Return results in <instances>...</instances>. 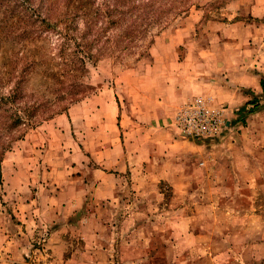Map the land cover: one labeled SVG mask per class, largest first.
I'll return each mask as SVG.
<instances>
[{
  "label": "rangeland",
  "instance_id": "374dc122",
  "mask_svg": "<svg viewBox=\"0 0 264 264\" xmlns=\"http://www.w3.org/2000/svg\"><path fill=\"white\" fill-rule=\"evenodd\" d=\"M249 4V0H184L161 26L153 28L140 56L128 53L117 57V53L99 54L96 47L91 48L89 53L94 57L85 59V66L74 77L83 92L73 80H66L65 87L58 90L62 84L50 83L53 76L47 82L40 77L28 82L25 88L34 91L33 99L41 100L42 105L31 119L27 115L31 111L23 113L22 120L29 124L13 131L16 138L3 158L22 152L19 145L29 131L118 83L143 93L147 90L142 85L147 86L161 98L176 95L181 86L194 88L195 93L170 118V125L176 128L177 136L197 145L196 158L187 168L190 179L179 181L178 186L182 191L189 188L193 178L199 193L175 197L168 183L161 182L164 197L159 199L155 184L148 181L152 191L143 198L136 194L128 171L125 204L122 199L118 202L112 235L107 228H99L95 232L98 237H91V226L78 229L73 224L57 230L59 226L53 227L47 220L37 223L39 214L33 211L29 242L26 246L17 243L18 249L25 250L15 256L9 252L0 255V264H168L164 257L171 254L182 258L172 264H264V94L260 87L264 78V16L250 15ZM78 26L83 29L81 21ZM40 39L53 46L62 42L58 34L42 33ZM202 49L205 54L198 53ZM50 53L57 56L58 49ZM54 69L53 74L61 73ZM197 110L212 121L188 124L186 120ZM52 141V147H59ZM29 147L24 152H31ZM40 149L36 146L34 150ZM42 182L11 191L0 173V209L6 212L0 224L9 227L13 221L24 226L23 218L13 209L20 204L19 198L44 205L46 195L38 187ZM173 205L176 212L164 213ZM139 207H146L148 213H140ZM128 209L130 212L122 217ZM151 214L158 217V226L133 225L149 224ZM168 219L177 222L176 229L166 225ZM60 236H65V244L59 247ZM146 254L149 261L137 259Z\"/></svg>",
  "mask_w": 264,
  "mask_h": 264
},
{
  "label": "crops",
  "instance_id": "0c3cea01",
  "mask_svg": "<svg viewBox=\"0 0 264 264\" xmlns=\"http://www.w3.org/2000/svg\"><path fill=\"white\" fill-rule=\"evenodd\" d=\"M249 3L250 15L255 18L264 16V0H249ZM203 51L205 54L203 49L198 53ZM142 88L147 92L118 83L110 90L98 91L74 104L67 112L29 131L19 145L23 147L22 152L16 151V154L2 159L1 178L11 191H20L43 181L38 187L44 191L46 200L44 205L36 206L34 202L27 203L19 198L23 207L19 204L13 210L23 218L25 225L13 221L8 224L9 227L0 224V255L23 253L25 248L18 249L17 243L26 246L29 242L34 223L33 211L39 214L37 223L47 220L53 227L59 226L57 230L73 224L78 229L91 226L94 233L91 237H98L95 232L99 228H107L112 235L118 219V202L122 199L125 204L124 181L129 185L125 178L128 171H131L130 180L140 197L148 198L151 194L148 181L155 184V196L159 199L164 197L159 189L161 182L168 183L175 197L198 195L193 178L189 188L184 187L182 191L178 186L179 181L190 179L187 168L196 158L197 145L177 136L176 128L170 125V118L195 93L192 92L194 88L181 86L176 95L162 98L155 96L159 93H152L149 87L142 85ZM179 92L182 94L179 95ZM52 139L59 147H52ZM28 146L31 152H24ZM36 146L41 149L35 151ZM34 153L37 155L34 156ZM181 171L186 173L180 174ZM159 207L157 204L155 210L158 211ZM170 207L164 213L176 212L175 205ZM139 208L140 213H148L146 207ZM128 211L130 209L122 212V217ZM5 213L4 209H0V219ZM149 218L152 219L149 224L135 222L133 225L150 227V224L157 223L158 226L157 216L151 214ZM168 220L166 225L176 229L177 222ZM67 228L71 227L68 225ZM6 232L10 234L5 235ZM64 238L59 237L57 246L65 244ZM172 244L173 241H170L169 246ZM149 258L146 254L137 259L149 261ZM164 259L168 264L182 260L172 254L165 255Z\"/></svg>",
  "mask_w": 264,
  "mask_h": 264
},
{
  "label": "trees",
  "instance_id": "16d2710c",
  "mask_svg": "<svg viewBox=\"0 0 264 264\" xmlns=\"http://www.w3.org/2000/svg\"><path fill=\"white\" fill-rule=\"evenodd\" d=\"M183 3L184 0H0V163L16 138L13 131L29 124L22 120L23 113L31 111L27 114L31 119L42 105L41 100L33 99L34 91L25 88L30 80L40 77L47 82L53 76L50 83L62 84L58 89L62 90L66 80L74 81L85 59L94 57L89 53L93 47L99 54L140 56L153 28L161 26ZM80 21L83 29L78 26ZM42 33L58 34L62 42L53 46L40 39ZM53 48L58 53L51 57ZM82 52L85 56H81ZM54 67L61 73L53 74ZM7 85L10 87L6 90ZM74 85L83 92L75 81ZM260 87L264 94V78Z\"/></svg>",
  "mask_w": 264,
  "mask_h": 264
},
{
  "label": "built area",
  "instance_id": "2783aa9c",
  "mask_svg": "<svg viewBox=\"0 0 264 264\" xmlns=\"http://www.w3.org/2000/svg\"><path fill=\"white\" fill-rule=\"evenodd\" d=\"M188 124H191L192 122H195L197 124H203L205 121H212L210 116L207 115L205 112H202V110H197L196 114L193 116H190L189 120H186Z\"/></svg>",
  "mask_w": 264,
  "mask_h": 264
}]
</instances>
